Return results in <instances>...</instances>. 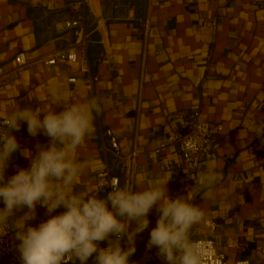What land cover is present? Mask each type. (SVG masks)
<instances>
[{
  "label": "crops",
  "instance_id": "1",
  "mask_svg": "<svg viewBox=\"0 0 264 264\" xmlns=\"http://www.w3.org/2000/svg\"><path fill=\"white\" fill-rule=\"evenodd\" d=\"M76 1L0 0V115L19 106L54 107L49 96L53 84L75 103L95 98L100 112L94 113V132L76 154L89 165L80 185L92 195L105 196L107 191L96 188L95 179L108 166L124 180L125 158L102 149L104 141L109 142L106 130L111 129L123 155L134 148L139 151L136 182L146 187L170 178L168 195L175 198L194 187L196 174L183 162L174 140L185 133L184 122L169 116L199 110L204 120L224 127L202 165L203 170L214 168L222 180L214 186V198L197 196L194 201L217 224L216 229L197 226L192 236L215 238L218 250L230 261L264 264V135L255 134L264 127V0H146L143 14L121 2H116L121 8L114 10L117 0H87L90 69L99 77L92 84L76 63L58 59L49 65L41 60L73 41L65 21ZM148 8L150 29L144 41ZM20 52L26 53L28 63L17 67L15 58ZM71 76L80 81L69 82ZM20 130L27 131V125L22 123ZM19 131L13 135L21 149L33 155L37 145L50 144L43 133L37 141ZM29 166L30 160L21 152L14 153L6 178ZM27 211L16 210L15 215ZM63 211L60 207L49 214L38 204L29 224L38 226ZM158 216L153 208L149 228L136 237L130 264H158L157 259H162L155 247H147ZM230 238L238 240L233 248L227 246ZM105 245L107 241L100 243V247ZM89 264H95L94 256Z\"/></svg>",
  "mask_w": 264,
  "mask_h": 264
},
{
  "label": "clouds",
  "instance_id": "2",
  "mask_svg": "<svg viewBox=\"0 0 264 264\" xmlns=\"http://www.w3.org/2000/svg\"><path fill=\"white\" fill-rule=\"evenodd\" d=\"M49 96L55 105L52 108L19 106L0 116V201L4 205L0 207V236L15 232L21 264H86L93 256L95 264H130L136 237L149 228L153 208L159 216L147 247H155L166 264H207L192 239V230L211 221L194 201L197 196L214 198V186L222 176L214 168L203 170L193 178L194 187L175 198L168 195L170 178L146 187L138 181L121 186L118 178H112L104 182L111 188L105 196L92 195L79 183L89 165L76 154L94 132V113L100 112V105L95 98L75 103L55 84ZM60 106L63 110L57 112L55 107ZM22 123L31 136L43 133L50 144L37 145L35 155L22 150L13 135ZM255 134L264 135V127ZM18 151L30 160V166L6 178L9 162ZM78 186L82 188L79 192L75 190ZM38 204L49 214L60 207L65 211L31 226ZM24 208L28 211L17 217L15 211ZM125 238L126 249L121 243ZM103 241L107 247H100Z\"/></svg>",
  "mask_w": 264,
  "mask_h": 264
},
{
  "label": "built area",
  "instance_id": "3",
  "mask_svg": "<svg viewBox=\"0 0 264 264\" xmlns=\"http://www.w3.org/2000/svg\"><path fill=\"white\" fill-rule=\"evenodd\" d=\"M66 27L72 31L74 39L73 41L64 49L45 55L42 57L44 63L53 65L56 64L58 59H64L70 61L71 63H76L79 65V71L85 75V80L87 83L92 84L94 81L98 80V75H94L90 69L89 62V46L91 42L92 32L87 26V0H79L74 2L69 7V17L65 21ZM144 30V41L148 39V30L150 29V11L149 8L145 13V20L143 24ZM146 54L143 52L142 55V70H141V80L143 78V69L145 64ZM17 67L24 66L28 63L25 52H20L16 55ZM69 82L77 83L80 78L77 76L69 77ZM141 104V99L139 97L138 110ZM2 116V115H0ZM171 119H182L184 122V127L186 129L185 133L175 137L176 145L181 152L183 162L189 165V167L194 171L196 176L199 175L204 162V157L209 150L210 145L214 141L216 135L220 134L224 127L222 123L213 124L210 121L204 120L201 117V112L199 110L186 111L181 110L172 113L169 116ZM2 123V121H0ZM19 134L23 137L31 136L26 130H20ZM106 134L109 137V142L104 141L102 149L107 153H113L117 157H123L127 161L126 173L124 180H122L118 175L111 172L109 166L99 170L96 173L95 187L100 189H105L110 191L104 186L106 180L112 178H118L121 186L125 183H135L136 182V170H137V160L139 151L134 148L127 155H123L120 142L118 137L112 132L111 129L106 130ZM35 140L39 141L41 135L33 137ZM137 143V137H134V144ZM166 147L162 144L161 149ZM195 176V177H196ZM194 184L195 181L193 180ZM211 223L207 224L205 227L214 231L217 224L210 220ZM115 239V237H112ZM193 241L196 246L202 251V253L207 257V264H251L247 260H236L230 261L226 254L220 252L217 248L216 239L213 237H193ZM238 242L235 238H230L227 241V246L233 248ZM18 241L14 236L12 230H9L7 234L0 236V264H21L20 253L18 251ZM122 247L125 249L128 247L126 238L122 240ZM107 247V245L103 246ZM89 260L86 264H89ZM76 264H79L77 261Z\"/></svg>",
  "mask_w": 264,
  "mask_h": 264
},
{
  "label": "rangeland",
  "instance_id": "4",
  "mask_svg": "<svg viewBox=\"0 0 264 264\" xmlns=\"http://www.w3.org/2000/svg\"><path fill=\"white\" fill-rule=\"evenodd\" d=\"M115 1V0H114ZM116 2H121V4H125L127 6H135L134 8L138 11L139 14H143L145 9H146V0H131L130 5L128 3V0H117L115 1V3L113 4L114 10L116 9H120V3H116ZM158 264H166V262L163 259H157Z\"/></svg>",
  "mask_w": 264,
  "mask_h": 264
}]
</instances>
